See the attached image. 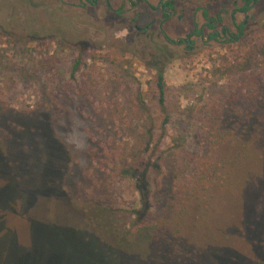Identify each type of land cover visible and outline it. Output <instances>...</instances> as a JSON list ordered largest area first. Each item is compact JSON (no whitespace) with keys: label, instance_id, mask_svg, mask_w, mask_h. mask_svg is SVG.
Wrapping results in <instances>:
<instances>
[{"label":"rangeland","instance_id":"1","mask_svg":"<svg viewBox=\"0 0 264 264\" xmlns=\"http://www.w3.org/2000/svg\"><path fill=\"white\" fill-rule=\"evenodd\" d=\"M226 1L177 0L187 11L177 32L166 29L184 36L204 22L203 10L215 14ZM100 6L0 0V264H162L121 254L115 235L105 243L98 224H87L90 211L106 210L125 232L147 186L154 219L182 239L174 261L264 264V157L255 141L264 66L217 81L212 69L234 53L198 40L156 68L136 29L151 17L146 5L119 15ZM260 6L239 42L264 38Z\"/></svg>","mask_w":264,"mask_h":264},{"label":"trees","instance_id":"2","mask_svg":"<svg viewBox=\"0 0 264 264\" xmlns=\"http://www.w3.org/2000/svg\"><path fill=\"white\" fill-rule=\"evenodd\" d=\"M205 16L208 17L207 12ZM222 44L229 48L231 52L234 53V56L232 60L225 57L219 66L212 69L211 74L217 81L227 77L244 74L254 67L264 66V38H252L247 43L233 42L230 40ZM77 66L78 65L75 66V71L73 73L76 72ZM156 71L157 89L160 95L159 102L163 105L165 103L167 88L165 69L159 68L156 69ZM256 129L257 127H251V130ZM251 135L253 136L254 134ZM255 141H257V144L261 143L259 146L262 147L259 151L264 157V130L262 135ZM140 198V207L128 214L131 224L123 233H121L120 230H116L113 218H111L110 214H105L106 210H98V213L93 210L90 211L87 224L89 227H92L95 223L98 224L97 228L94 225V229H96L95 235L105 243L110 244L107 241L109 239L114 240L113 238L116 236V240H114L115 243L111 246L121 254L134 257L139 261H142L141 259L146 260L147 258H151V260L160 261L162 264H177V262L180 264H192L194 261L190 256H186L185 261L173 260L174 252H172V250L179 245L182 239L177 235H173L167 227L161 225L154 219L151 212L152 206L149 186L140 190ZM188 246L190 247L187 249V252L191 250V245L189 244ZM185 255H187V253H185ZM106 256L109 257L108 255ZM93 260L95 262L96 259ZM106 262L107 264H115V261H112L110 258H106ZM136 264L141 263L136 262Z\"/></svg>","mask_w":264,"mask_h":264},{"label":"flooded vegetation","instance_id":"3","mask_svg":"<svg viewBox=\"0 0 264 264\" xmlns=\"http://www.w3.org/2000/svg\"><path fill=\"white\" fill-rule=\"evenodd\" d=\"M83 1L93 8L101 7L100 4L103 3L106 9L118 15L124 12L126 6L129 10L134 9V11H137L143 4L146 5L151 17L144 27L136 26V29L140 37H144L147 47L151 48L153 59L157 61V68L163 65L165 67L174 60V57L180 53V49L184 48L186 51L196 50L199 41L205 42L206 45L211 42L222 44L230 40L239 42L246 36L248 26L255 21L258 11L261 9L260 2L262 0H229L225 3L227 6L220 7L215 14L203 10L204 22L200 23L197 19L184 36H178L175 39L165 25L170 23L171 31H178L179 26H177V23L183 19L184 13L187 11L186 4L182 2L178 3L177 0H157L156 2L155 0H134L135 4H133V0H123L120 7L114 9V5L118 0ZM206 12L208 17L205 16ZM254 12L255 15H253ZM227 15L229 17L228 23L226 22ZM238 16L243 18V22L239 23L237 21ZM133 20L135 23L137 18ZM171 47L175 51L169 54L167 48L171 49Z\"/></svg>","mask_w":264,"mask_h":264}]
</instances>
